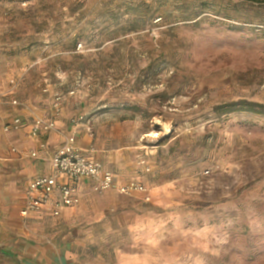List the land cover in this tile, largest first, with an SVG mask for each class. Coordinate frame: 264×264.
I'll use <instances>...</instances> for the list:
<instances>
[{"label":"rangeland","instance_id":"1","mask_svg":"<svg viewBox=\"0 0 264 264\" xmlns=\"http://www.w3.org/2000/svg\"><path fill=\"white\" fill-rule=\"evenodd\" d=\"M56 94L111 120L102 139L118 123L151 195L86 194V264H264V114L217 110L264 106V0H0V137ZM50 220L22 236L53 241Z\"/></svg>","mask_w":264,"mask_h":264},{"label":"crops","instance_id":"2","mask_svg":"<svg viewBox=\"0 0 264 264\" xmlns=\"http://www.w3.org/2000/svg\"><path fill=\"white\" fill-rule=\"evenodd\" d=\"M14 104L20 105L15 101ZM38 116L53 119L59 131H42L34 135L32 124ZM80 116H84V119L78 122ZM16 120H19L18 128L14 127ZM77 122L78 124H76ZM111 123V120L102 116L87 117L86 114L69 112L67 108H64V103L60 113L55 114L53 102L48 110H37L35 107L29 106L8 118L4 125L6 134L0 137L2 143L0 150L5 153V156H9L17 171L12 176L0 181L1 223L10 234L19 237V241L21 240L20 249L26 255L28 264H86L80 258L78 251L79 239H76L78 237L76 228L71 229L78 223L80 215L86 207L84 204L86 194L96 193L90 179L84 178L76 182L78 195L81 199L78 205L65 207L59 216L53 214L51 206H46L28 218L32 223H34L32 220L38 219L37 223L45 226L50 223L51 218H58L59 220H55V224L61 228V234L55 236L53 241L44 242L41 239H34L31 242L22 236L24 235L22 233L24 219L20 216V210L24 205L25 192L33 178L52 173L51 158L63 142L62 133L74 135L76 144L81 151L86 156L100 161L106 170L115 175L118 183H126L131 180L142 182L140 178L132 177L133 171L131 170L136 169L137 166L128 161V145L114 146L112 143H108V140L117 139L115 126L118 123H114L112 134L107 139H102L101 130L104 129V124ZM6 126L9 130H6ZM11 140L14 142V145L11 146L12 153L6 148ZM42 143L46 145L44 148L41 147ZM32 152H37L38 156L33 157ZM108 191L118 192L115 189ZM118 194L120 193L118 192ZM139 195L144 199L143 194ZM101 264H128V253L122 252L116 262Z\"/></svg>","mask_w":264,"mask_h":264},{"label":"built area","instance_id":"3","mask_svg":"<svg viewBox=\"0 0 264 264\" xmlns=\"http://www.w3.org/2000/svg\"><path fill=\"white\" fill-rule=\"evenodd\" d=\"M62 104V96L56 94L53 101L55 114L60 113ZM83 119L84 116H80L77 121L80 122ZM14 127H19V120H16ZM5 128L9 130L8 126ZM32 131L34 135H37L42 131L59 130L53 119L38 116L34 119ZM62 135L64 136L63 142L51 158L52 173L35 177L28 185L24 205L20 210V216L24 221H27L33 213L40 212L46 206H51L53 214L59 216L65 207L78 205L81 199L78 195L76 182L84 178L92 180L93 189L96 193L115 189L123 195L139 193L143 194L145 201L151 200L149 189L144 183L137 180L118 183L115 175L106 170L100 161L86 156L81 151L76 144L74 135L65 133ZM45 146L44 143L41 144V147L44 148ZM31 155L37 157L38 153L32 152Z\"/></svg>","mask_w":264,"mask_h":264},{"label":"water","instance_id":"4","mask_svg":"<svg viewBox=\"0 0 264 264\" xmlns=\"http://www.w3.org/2000/svg\"><path fill=\"white\" fill-rule=\"evenodd\" d=\"M0 150V181L12 176L16 166L9 156ZM13 236L1 223L0 211V263L1 264H28L27 257L20 249L21 240Z\"/></svg>","mask_w":264,"mask_h":264},{"label":"trees","instance_id":"5","mask_svg":"<svg viewBox=\"0 0 264 264\" xmlns=\"http://www.w3.org/2000/svg\"><path fill=\"white\" fill-rule=\"evenodd\" d=\"M263 108L264 106L258 103H253L248 101H238V102L219 105L217 107V110L220 111V113L250 111L253 113L264 114V110H262Z\"/></svg>","mask_w":264,"mask_h":264}]
</instances>
